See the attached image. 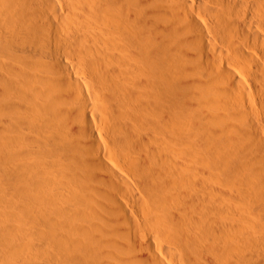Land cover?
<instances>
[{"label": "bare ground", "instance_id": "bare-ground-1", "mask_svg": "<svg viewBox=\"0 0 264 264\" xmlns=\"http://www.w3.org/2000/svg\"><path fill=\"white\" fill-rule=\"evenodd\" d=\"M0 122V264H264V0H0Z\"/></svg>", "mask_w": 264, "mask_h": 264}, {"label": "rangeland", "instance_id": "rangeland-1", "mask_svg": "<svg viewBox=\"0 0 264 264\" xmlns=\"http://www.w3.org/2000/svg\"><path fill=\"white\" fill-rule=\"evenodd\" d=\"M46 42H48V41L46 40ZM48 49H49V48H48ZM6 94H7V93H6ZM8 94H11L10 96L15 97V94L13 93V91H11V92L8 91ZM16 98H17V97H16ZM31 114H32V113H31ZM31 116H33V118H35V115H34V114H32ZM0 124H1V122H0ZM5 124H6V123H5ZM1 131H2V129H1ZM3 134H7V135H8L9 132L3 130ZM52 184H54V182L50 183V186H51ZM55 184H56V185H55ZM55 184H54L55 187L52 186L51 188H54V190H55V189H56V190H61V188H62V190H63V187H62L60 184H57L56 182H55ZM58 185H59V187H58ZM60 186H61V187H60ZM134 210H135V208H134ZM135 211H136V210H135ZM39 218H40V217H39ZM54 234L59 235V232L57 231V232L54 233ZM56 235L54 236L55 238H57ZM43 249H44V248H43ZM50 250H51V252H53V253L55 254V255H53V259H54V263H53V264H55V263H56V264H59V263H60V264H63L65 261H66V262H67V261L69 262V260L67 259V257H65L64 255L62 256V254H59L58 251H56V250H54V249L52 250L51 247H50ZM55 251H56V252H55ZM57 253H58L59 255H57V257H56V254H57ZM55 257H56L57 259H56ZM58 257H59V259H58ZM55 259H56L57 261H56ZM58 260H59V261L61 260V261H63V262H58ZM41 261H42V260H41ZM45 261H46V260H44V262H45ZM66 262H65L64 264H68V263H66ZM113 264H115V263H113Z\"/></svg>", "mask_w": 264, "mask_h": 264}]
</instances>
